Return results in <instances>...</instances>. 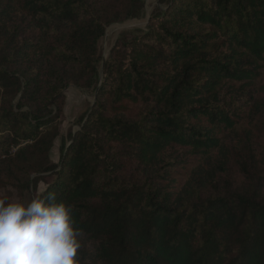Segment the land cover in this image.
I'll list each match as a JSON object with an SVG mask.
<instances>
[{"label": "trees", "instance_id": "16d2710c", "mask_svg": "<svg viewBox=\"0 0 264 264\" xmlns=\"http://www.w3.org/2000/svg\"><path fill=\"white\" fill-rule=\"evenodd\" d=\"M0 0V187L73 206L79 264H264V0ZM95 94L52 165L65 91Z\"/></svg>", "mask_w": 264, "mask_h": 264}, {"label": "clouds", "instance_id": "9594fccd", "mask_svg": "<svg viewBox=\"0 0 264 264\" xmlns=\"http://www.w3.org/2000/svg\"><path fill=\"white\" fill-rule=\"evenodd\" d=\"M73 206L55 192L29 202L0 198V264H79Z\"/></svg>", "mask_w": 264, "mask_h": 264}, {"label": "rangeland", "instance_id": "374dc122", "mask_svg": "<svg viewBox=\"0 0 264 264\" xmlns=\"http://www.w3.org/2000/svg\"><path fill=\"white\" fill-rule=\"evenodd\" d=\"M143 14L138 19H133L124 23L111 25L107 28L106 34L100 43V75L103 76L104 65L110 56V53L118 39H131L137 34L144 31L148 25L150 16L158 12V8H163L159 0H143ZM65 104L60 125L61 134L51 151L52 165L57 166L61 159V149L71 140V135L80 129L81 119L85 117L88 109L95 102V94L92 91H84L70 86L65 91ZM36 194L39 195L46 188L47 183L53 180L50 174L41 177ZM32 189L23 193L14 188L0 187V198L7 199L11 202L27 203L36 195Z\"/></svg>", "mask_w": 264, "mask_h": 264}]
</instances>
